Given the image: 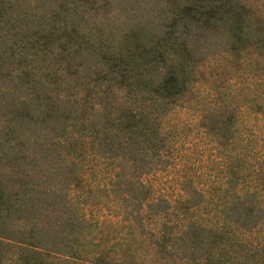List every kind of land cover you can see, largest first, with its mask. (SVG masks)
Segmentation results:
<instances>
[{"label": "trees", "instance_id": "16d2710c", "mask_svg": "<svg viewBox=\"0 0 264 264\" xmlns=\"http://www.w3.org/2000/svg\"><path fill=\"white\" fill-rule=\"evenodd\" d=\"M0 264H264V0H0Z\"/></svg>", "mask_w": 264, "mask_h": 264}, {"label": "rangeland", "instance_id": "374dc122", "mask_svg": "<svg viewBox=\"0 0 264 264\" xmlns=\"http://www.w3.org/2000/svg\"><path fill=\"white\" fill-rule=\"evenodd\" d=\"M201 67L203 75L200 76L199 83H202V89H204L203 85H210V88L217 91L222 90L226 95L234 91L240 95L249 93L251 98L252 94L258 93L261 87L259 71L255 69V64L246 61V59L243 60L242 56L220 57L204 63ZM176 114L174 120L179 117V119H183L184 123H190L189 119L192 117V111L180 110Z\"/></svg>", "mask_w": 264, "mask_h": 264}]
</instances>
